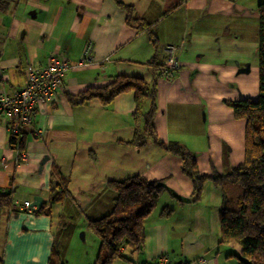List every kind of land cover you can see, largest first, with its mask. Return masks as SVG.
Listing matches in <instances>:
<instances>
[{
    "label": "crops",
    "instance_id": "0c3cea01",
    "mask_svg": "<svg viewBox=\"0 0 264 264\" xmlns=\"http://www.w3.org/2000/svg\"><path fill=\"white\" fill-rule=\"evenodd\" d=\"M121 4L151 25L155 45L146 31L128 25ZM257 5L250 34L238 23L244 11L225 0H15L0 11V92L22 86L27 70L46 66L52 55L73 65L90 43L92 58L65 73L53 107L33 113L19 149L26 161L10 146V122L0 116V193L13 202L0 211V264H48L55 251L63 264H94L100 241L88 222L112 211L108 183L133 176L164 181L167 191L144 221L143 250L112 264H155L162 257L166 264H237L233 248L220 244L218 189L208 181L194 201L178 156L151 140L143 147L127 144L134 133L133 93L108 106L93 99L78 107L66 95L104 87L117 76L155 77L159 139L194 156L200 175H224L243 163L246 126L225 103L257 99L258 66L232 57L240 55V38L257 53ZM166 45L177 47L173 79L156 75L149 64H162ZM54 166L69 178L70 195L36 215L35 206L27 210L23 203L32 205L35 197L41 207L49 202Z\"/></svg>",
    "mask_w": 264,
    "mask_h": 264
},
{
    "label": "trees",
    "instance_id": "16d2710c",
    "mask_svg": "<svg viewBox=\"0 0 264 264\" xmlns=\"http://www.w3.org/2000/svg\"><path fill=\"white\" fill-rule=\"evenodd\" d=\"M14 1L0 0V11L6 10ZM121 7L127 11L128 25L146 31L150 42L155 45L157 39L151 25L143 19L134 18L131 6L121 4ZM257 16L258 97L255 101L247 98L225 103L232 109L234 118L245 120L246 126L243 163L224 175H200L194 156L178 144L165 145L159 139L154 127L157 111L155 77L146 81L139 77L117 76L104 87L66 95L68 104L78 107L93 99L108 106L117 96L133 93L136 104L132 114L134 133L127 144L143 147L147 140H151L157 147L178 156L182 161V173L193 182L194 201L200 199L206 182H211L218 189L221 194L220 244L233 248L231 256L239 264H264V0L258 2ZM163 62L161 65L149 62L156 75H159ZM146 102L149 107L144 110ZM12 144L23 148L24 133L18 138L11 136ZM68 183L69 178L63 177L59 168L54 166L50 173L49 202L35 214L46 215L47 204L60 202L69 196ZM108 187L114 193L112 211L98 220L88 222L89 229L100 241L99 257L94 264H112L116 259L128 260L127 255L141 252L144 248V221L167 191L164 181H149L141 176L112 181ZM12 205L10 194L0 193V211ZM48 264H63L56 251L50 254Z\"/></svg>",
    "mask_w": 264,
    "mask_h": 264
},
{
    "label": "built area",
    "instance_id": "2783aa9c",
    "mask_svg": "<svg viewBox=\"0 0 264 264\" xmlns=\"http://www.w3.org/2000/svg\"><path fill=\"white\" fill-rule=\"evenodd\" d=\"M164 50L165 59L160 69L161 77H173L177 71V59L175 52L177 47L166 45ZM91 44L87 43L83 52L80 64L69 65L60 56L52 55L46 66L42 68H29L26 73L25 83L15 88L11 93L0 92V116L10 122L9 132L11 136L20 137L31 124L34 112L51 108L55 105L58 95L61 93L62 81L65 73L73 67L87 66L92 63ZM77 64V65H76ZM84 64V65H81ZM75 65V66H74ZM3 79L0 72V81ZM17 151L19 161H26L27 154L18 148L16 144L10 145ZM23 207L30 210L32 207L29 201H24ZM164 257L156 264H166ZM200 264H207L199 260Z\"/></svg>",
    "mask_w": 264,
    "mask_h": 264
},
{
    "label": "rangeland",
    "instance_id": "374dc122",
    "mask_svg": "<svg viewBox=\"0 0 264 264\" xmlns=\"http://www.w3.org/2000/svg\"><path fill=\"white\" fill-rule=\"evenodd\" d=\"M225 1H227L230 5H232V7H236V9H241L240 13L242 11H244V17H241V20H239L238 23L248 26L249 34L252 33V29L254 28V23H252V21H248V20H250L251 11H253L255 9V4L257 5L255 0H225ZM240 36H241V34L239 35V37ZM237 46L239 47L237 52L240 53V55L238 56L237 53H235V55H232V57L233 58H235V57L237 58L238 57L240 59V61L248 62L251 67H256L257 66V53L255 51V48L252 47V44H250L249 41L244 42L240 38L239 39V43H237ZM241 55H242V57H241ZM175 58L177 59L176 55H175ZM80 59H81V57H80ZM79 60H78L77 64H80ZM176 63H177L178 69L175 72V75L173 77H169V78H166V77L163 76L162 77L163 79H173L176 76V74H177V72L179 70L178 60H177ZM81 65H84V64H81ZM159 76L161 77L160 73H159ZM254 83H256L255 84L256 93H255V97L254 98H257L258 97V94H257V92H258V89H257V78L254 81ZM237 264H239L238 260H237Z\"/></svg>",
    "mask_w": 264,
    "mask_h": 264
},
{
    "label": "water",
    "instance_id": "95a60500",
    "mask_svg": "<svg viewBox=\"0 0 264 264\" xmlns=\"http://www.w3.org/2000/svg\"><path fill=\"white\" fill-rule=\"evenodd\" d=\"M42 205V199L40 197H35L31 206H35L36 210H39Z\"/></svg>",
    "mask_w": 264,
    "mask_h": 264
},
{
    "label": "bare ground",
    "instance_id": "6f19581e",
    "mask_svg": "<svg viewBox=\"0 0 264 264\" xmlns=\"http://www.w3.org/2000/svg\"><path fill=\"white\" fill-rule=\"evenodd\" d=\"M63 82V81H62ZM33 207V206H32Z\"/></svg>",
    "mask_w": 264,
    "mask_h": 264
}]
</instances>
